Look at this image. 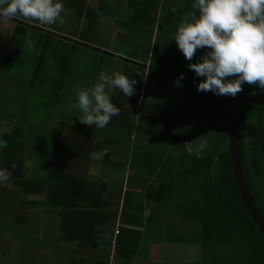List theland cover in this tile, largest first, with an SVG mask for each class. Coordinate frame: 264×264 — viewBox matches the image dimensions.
<instances>
[{
	"label": "trees",
	"instance_id": "1",
	"mask_svg": "<svg viewBox=\"0 0 264 264\" xmlns=\"http://www.w3.org/2000/svg\"><path fill=\"white\" fill-rule=\"evenodd\" d=\"M193 3L194 0H127L126 14L115 19L120 31L115 35L113 50L107 46L109 41L106 46L97 45L80 31L79 42L104 50H96L102 52L101 60L117 58L105 53L108 50L127 58L118 60L122 63V73L137 80L135 94L126 98L119 90H114L112 101L120 114L103 128L110 129L112 134L98 144L91 138L92 131L53 132L45 170L38 172L26 162L30 104H17L16 95L5 97L7 88L0 83L4 89L1 94L4 96L0 95V142L4 145L0 148V167L11 171V178L5 183H10L15 191L20 190L24 197L35 195L36 198L26 199L27 205H42L54 212V217L58 218V240L67 246L78 242L96 246L100 228H114L116 221L106 200L108 184L83 178L73 169L78 153L100 149L109 139L119 141L120 136L113 133H125L130 138L138 132L149 138V142L132 145L130 167L134 171L127 179L119 224L115 227L118 234L114 242V261L100 259L95 264H132L136 253L143 252L149 232L134 231L123 224L146 228L144 199L150 203L148 223L164 218L161 216L167 209L168 213L179 215L180 220L197 226L189 236L174 233L165 238L167 241L192 239L199 243L202 259L230 251L231 264H264V238L244 206L232 170L228 143L230 96L197 91V83L203 78L195 76L175 41L169 40L180 21L195 11ZM78 14L92 21L96 18V13L85 7L84 2ZM16 18L27 24L15 23L7 44L5 64L12 68L18 64L23 47L34 42L30 33L36 30L38 52L24 84L29 93L46 94L42 83L51 80L54 87L47 94L54 104L63 88L61 77L73 73L70 53L81 51L82 47L95 48L39 29L45 25L37 21ZM50 37L55 40L52 51ZM118 40L121 47L116 48ZM200 55L198 50L192 62ZM48 61L52 72H46ZM181 74L180 84L184 88L178 89L175 81ZM252 91L256 95H251ZM16 92L20 98L23 96V90ZM205 141L207 147L199 158L184 148L185 143L196 148ZM238 145L244 181L264 220V90L255 85H243ZM135 189L145 190L144 198L141 196L136 204ZM65 255L68 264H82L75 248H67Z\"/></svg>",
	"mask_w": 264,
	"mask_h": 264
},
{
	"label": "rangeland",
	"instance_id": "2",
	"mask_svg": "<svg viewBox=\"0 0 264 264\" xmlns=\"http://www.w3.org/2000/svg\"><path fill=\"white\" fill-rule=\"evenodd\" d=\"M86 2L89 6L98 5V0H87ZM122 2L124 4L125 0H104L102 3L107 4L109 12L114 13L117 18H120L123 14L121 5ZM65 9L68 11L67 6ZM71 20H64L67 22L70 21L66 24H64V22H57L49 25L48 27L50 28L46 27L45 30H48V32L53 30L54 33L60 35L75 34L77 30L83 32L87 31L88 22L86 19H80V22L82 21L85 23L83 26V23L79 25V22L76 24L74 19ZM12 25L13 22L0 18V33L3 36H7V42L9 40V34L12 31ZM40 28L43 29L44 27L40 26ZM96 30L98 34H95L93 41L97 45L106 46L107 40L113 37L115 31L113 20L108 16L105 17L103 15L101 22L96 26ZM37 37L38 33L36 30H33L30 33V38L34 39V42L32 41L30 44L23 47V51L21 53L22 58L13 68L9 67L7 64L3 65L4 58L2 59L1 57L0 75L4 78L2 86L7 88V94L10 98L11 95H16L15 98H17V104H30L28 105L30 107V112H28L29 133L27 135L26 162L28 166L33 165V167H36L38 172H40L48 167L51 145L50 138L53 132L64 131L77 134L78 132H83L82 130H85L90 132L97 131V133L101 136L109 135V132H111L110 129L103 130L95 128L94 126H87L83 124L79 120L82 119V113H80L78 109L73 108L72 104L75 103L76 93L78 90L90 89L93 87L97 82H99V74L101 72H106L108 74H111L113 71L121 72L122 63L117 59H111L109 57H105L101 60L100 53L102 52H97L96 50H99L100 48L94 45L93 48H95V50L89 47H82L81 51H77L75 53H70L69 51L72 61L71 71L73 73L71 75H63L61 77L64 82L63 88L59 92L57 101L53 104V102H51L52 99L50 98L49 100V95L47 94V91L52 90L54 87L51 80H45L42 83V85L45 86L44 88H46V94H44V92L35 94L29 93L26 90L27 85L24 84L32 72L33 58L38 52L36 46ZM26 40L28 41L26 43H29V38H26ZM50 42V51H52V43L55 42V40L50 37ZM111 44L112 47H114V39L109 42L107 45L108 48ZM115 47H121L119 40L116 41ZM111 49L113 50V48ZM49 64L50 62L48 61L46 66ZM46 72H52L50 70V66L46 68ZM6 76L8 78V83L5 81ZM11 79L12 81H9ZM169 81L172 83L171 81L174 80ZM10 82L20 83L24 86L23 96L21 98L16 92L19 90L17 86L12 85L13 83L10 84ZM177 87L178 89L184 88L181 84H179V86L177 85ZM24 92L26 95L25 97ZM2 93H4V89L0 87V95ZM3 96L4 95H1V97ZM13 189L14 188L10 183H3L0 190V198L5 197L2 195H6L12 200L8 203L10 206L8 209L5 200L3 201L6 208L2 209V213L6 212L7 215L12 213V216L0 219V264H49L52 262L53 258L59 259L57 256H61L63 264H66V255L63 252L66 247L64 244L60 243L57 238L58 218L53 217V211L46 210L42 205H27L26 201L31 198H36L35 195L24 197L23 194L19 192L20 190L15 191ZM18 218L21 219L20 222L18 221ZM5 223L9 224V226L3 228L4 230L1 232V228ZM111 236L112 235H110V237ZM110 237H108V241L112 244ZM189 242L191 245L183 244V251L192 253V256H188L187 260L191 261L193 259L192 262L194 264H208V261L210 264H231L229 259H232L230 256L232 253H230V251L226 254L223 252L215 254V258L212 257L213 255L211 257H206V255V258L202 259L200 257L201 252L199 253V256L196 257L197 251L195 250L197 242L192 239H190ZM189 247H192V252H190ZM107 249L108 251L110 250V245H108V248L105 246V251H107ZM48 250H52L49 252V257L47 255ZM111 255L114 256L115 253L112 252L110 256Z\"/></svg>",
	"mask_w": 264,
	"mask_h": 264
},
{
	"label": "clouds",
	"instance_id": "3",
	"mask_svg": "<svg viewBox=\"0 0 264 264\" xmlns=\"http://www.w3.org/2000/svg\"><path fill=\"white\" fill-rule=\"evenodd\" d=\"M192 8L195 11L180 21L169 40L175 41L195 76L203 78L197 83V91L235 97L244 84L264 90V0H194ZM62 14H66L63 0H0L3 19L20 17L52 25L64 22ZM198 50L201 55L192 62ZM182 79L181 74L175 83L179 86ZM136 84V79L120 71L101 72L93 87L77 91L72 107L82 113L79 120L83 124L102 129L120 114L112 101L114 90L130 98ZM206 147V141L196 148L190 143L184 145L197 158ZM10 178L11 171L0 167V184Z\"/></svg>",
	"mask_w": 264,
	"mask_h": 264
},
{
	"label": "crops",
	"instance_id": "4",
	"mask_svg": "<svg viewBox=\"0 0 264 264\" xmlns=\"http://www.w3.org/2000/svg\"><path fill=\"white\" fill-rule=\"evenodd\" d=\"M83 1L85 3V7L93 9V11L96 13V18L93 21L91 18L86 19L85 17L83 18L82 15L80 16L78 14V9L81 7V4L83 3ZM86 1L87 0H65V1L63 0L65 7L67 6L68 8V11H66V14H62L63 20L74 19L75 20L74 22L76 24L77 22H79V25H80L81 23H83L82 21L80 22V19L81 18L82 20L86 19V21L88 22V27H87L88 29L85 32L86 35L84 34V36L88 35V39L89 41H91V39L95 37V34L96 33L98 34L96 30V26L101 22L102 16L103 15L105 17L108 16L109 18L113 20L114 25H115V31H114L113 37L107 40L110 42L111 40L115 38V35L117 34V32L120 31L117 24L115 23V19H120L122 18L123 14H126L127 0H125L124 4L123 2L121 4L123 14L120 16V18H117L114 13L109 12V10L107 9V4L102 3L104 0H98V5H92V6H89ZM4 20H8V19H4ZM17 20L18 19H14V18L8 20L10 22H13V25L11 26L12 30L14 29V25L17 22ZM22 22H25V21H22ZM69 22L64 21V24L69 23ZM83 25H85V23H83L82 26ZM48 26L49 25H45L43 29H46V27L50 28ZM51 32L57 36H60V34L54 33L53 30ZM11 33L9 34V38H10ZM79 34H80V31L77 30L75 34H63L62 36H64L63 38L66 37V38H72V39L78 40L77 37L79 36ZM7 44H8L7 36L6 35L3 36L0 33V59L1 57L2 59L5 58ZM110 47L112 48V46ZM107 52L111 53L113 56H116L117 60L118 58L120 59V57H122L121 55L111 52L110 50H108ZM122 58L127 59L125 57H122ZM4 64H5V61H3V65ZM147 68H148V65H147ZM121 72H122V69H121ZM5 81L6 83H8L7 76H6ZM9 81H12V79ZM3 82H4V78L2 77V75H0V83L3 84ZM12 83L10 82V84L16 85L19 91L24 89V86L21 85L20 83H15V82H12ZM7 96L8 94L6 93L5 97ZM137 108H138V105H136L135 109ZM132 120L135 121V119H132ZM92 132L93 133H90V134H93L91 138L94 140L95 144H98L104 138H108L107 137L108 135L101 136L99 135V133H97V131L96 132L92 131ZM109 134H112V133L109 132ZM113 134L120 136L119 141H116L114 139L113 140L109 139V141L107 142L105 146H100V149H95L90 152H79L73 164V169L81 177L104 181L106 182V184H108L109 190L106 193V200L110 203V209L112 211L111 213L116 215V221H115L114 228H112L111 226L100 228V233H99V237L96 242V246L91 247L84 242L73 243L68 246L64 244V246L67 248H75L80 258L82 259V264H95V262L100 259L107 260L109 263L114 261V256L112 255L110 256L112 252L115 253L114 246H112L111 242L108 241V237L112 235L110 239L116 240L117 234H114V230H115V227L119 224L118 214L122 206L124 192L127 188L126 182H127L128 177L134 171V168L130 167V164H131L130 156L133 151L132 145L134 143L140 144L145 141L149 142V138L147 136H144L138 132H134L130 138L125 133H122V135H120L119 133L118 134L113 133ZM136 150L141 152V149H136ZM105 154H107L108 157H105L104 156ZM134 196H135L134 204H136L141 199V196L144 198L145 190L135 189ZM143 204H144L143 215L146 217L145 224H147L146 228L144 226L137 227V226H128V225L123 224V227H126L128 229H133L134 231H141L142 233H145L146 231L149 232V235H148L149 240L146 242L147 244H145V247L143 248V252L136 253V256L132 259V264H158V263L192 264L193 259L191 261L187 260L188 256H192V253H189L188 251H183V244L191 245V243L189 242L190 239L188 241H183V242L182 241L171 242L169 240L167 241L166 237H172L174 233L180 236L192 234L191 232L192 229L197 228V226L194 224L185 222L183 220H180L179 215L175 213H171V212L168 213L167 209L162 214L163 216H161L164 218L156 220L154 224H151L150 222L148 223L146 219L150 212V208L148 207L150 206V203H148L147 201L145 202V199H144ZM165 225H166V228H165ZM134 235L135 234L130 235V238L131 239L134 238L132 237ZM106 236H107V239H106ZM108 245H110V250L108 251L107 249V251H105V246H107L108 248ZM178 246H181V247H178ZM66 249H64L63 251L64 253ZM189 250L190 252H192V247H189ZM50 251L52 250L47 251L48 257H49ZM195 251H197L196 257H198L199 253L202 251L199 243H196ZM202 255H203V252H201V255H200L201 258H202ZM57 257L59 259L53 258L52 262L54 264H63L62 259H61L62 257L61 256H57ZM52 262L49 264H53ZM65 263L68 264L66 259H65ZM208 264H210L209 261H208Z\"/></svg>",
	"mask_w": 264,
	"mask_h": 264
},
{
	"label": "water",
	"instance_id": "5",
	"mask_svg": "<svg viewBox=\"0 0 264 264\" xmlns=\"http://www.w3.org/2000/svg\"><path fill=\"white\" fill-rule=\"evenodd\" d=\"M18 21V20H17ZM22 22V21H19ZM27 24L26 22H22ZM29 25V24H28ZM42 29V28H39ZM45 30V29H43ZM48 31V30H46ZM50 32V31H49ZM52 33V32H51ZM61 37H64L60 35ZM66 38V37H65ZM69 40H72L74 42H79L76 39L67 38ZM81 43V42H79ZM84 45H88L85 43H81ZM91 46V45H88ZM93 47V46H91ZM101 50V49H99ZM104 52V50H101ZM105 53H108L105 51ZM243 88V86H242ZM241 92L237 93L235 97H230V116H229V154L232 164V170L235 178V182L237 185V188L239 190L241 199L244 203V206L250 216L252 217L253 221L255 222L257 228L259 229L261 235L264 238V220L259 212V210L256 208L249 192L246 186V183L243 178V173L241 169L240 159H239V111H240V100H241Z\"/></svg>",
	"mask_w": 264,
	"mask_h": 264
},
{
	"label": "flooded vegetation",
	"instance_id": "6",
	"mask_svg": "<svg viewBox=\"0 0 264 264\" xmlns=\"http://www.w3.org/2000/svg\"><path fill=\"white\" fill-rule=\"evenodd\" d=\"M2 196H5V197H2V198H0V219H4V218H8V217H10V216H12V213L11 214H9V215H7L6 214V212L5 213H2V209L3 208H6V205L3 203V201L5 200V202H6V204H7V209L10 207L9 205H8V203H10L12 200L9 198V197H7L6 195H2ZM5 205V206H4ZM4 206V207H3ZM13 218H16V217H13ZM13 218H11V219H13ZM9 226V224H7V223H5L4 225H3V227L1 228V232H3V228H5V227H8Z\"/></svg>",
	"mask_w": 264,
	"mask_h": 264
},
{
	"label": "built area",
	"instance_id": "7",
	"mask_svg": "<svg viewBox=\"0 0 264 264\" xmlns=\"http://www.w3.org/2000/svg\"><path fill=\"white\" fill-rule=\"evenodd\" d=\"M114 234H118V229H115L114 230ZM112 240V245L114 246V242H115V240H113V239H111Z\"/></svg>",
	"mask_w": 264,
	"mask_h": 264
}]
</instances>
